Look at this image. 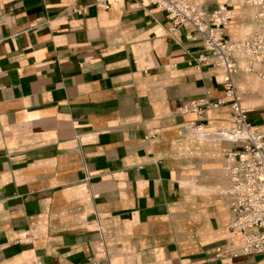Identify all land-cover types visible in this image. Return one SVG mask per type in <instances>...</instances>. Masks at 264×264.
<instances>
[{
    "label": "crops",
    "instance_id": "0c3cea01",
    "mask_svg": "<svg viewBox=\"0 0 264 264\" xmlns=\"http://www.w3.org/2000/svg\"><path fill=\"white\" fill-rule=\"evenodd\" d=\"M223 36L258 28L249 0H189ZM191 23L151 0H0V264H258L242 253L223 166L222 69ZM243 65V61H239ZM264 131V60L235 75ZM226 103L199 119L186 102Z\"/></svg>",
    "mask_w": 264,
    "mask_h": 264
},
{
    "label": "built area",
    "instance_id": "2783aa9c",
    "mask_svg": "<svg viewBox=\"0 0 264 264\" xmlns=\"http://www.w3.org/2000/svg\"><path fill=\"white\" fill-rule=\"evenodd\" d=\"M263 16L259 27L238 42L223 36L221 27L228 24L235 13L228 4L220 5L210 16L189 0H151L166 11L175 27L191 23L205 48L212 52L215 63L222 69L225 96L232 97L230 125L210 126L203 122L185 126L192 136L205 141L232 143L223 171L229 180L225 192L233 218L230 228L241 234L242 253L263 254L258 264H264V131L248 122V112L236 90L235 75L241 70L238 60H264V0H258ZM252 63L246 71L253 70ZM225 99L210 102L205 98L183 104L182 113L194 112L199 119L209 108L225 104Z\"/></svg>",
    "mask_w": 264,
    "mask_h": 264
},
{
    "label": "bare ground",
    "instance_id": "6f19581e",
    "mask_svg": "<svg viewBox=\"0 0 264 264\" xmlns=\"http://www.w3.org/2000/svg\"><path fill=\"white\" fill-rule=\"evenodd\" d=\"M252 4H254V5H256V6H258V8H259V11L257 12V14H256V19H257V21H258V27H259V25H260V21H261V16H263V13H262V10H261V7L259 6V1L258 0H249ZM255 31V30H254ZM253 31V32H254ZM252 32V33H253ZM252 33H250V34H252ZM249 34V35H250ZM248 35V36H249ZM247 36V37H248ZM246 38V37H245ZM243 40V39H242ZM238 41H240V40H238ZM238 41H234V42H238ZM243 61V65H240L239 64V61ZM261 62H263V60H260V59H253V60H250V58H241V59H239L238 60V64H239V66H240V68L241 69H244L245 71H246V69H248L249 68V64L250 63H252V66H253V68H255V66H256V64H258V63H261ZM221 80H222V75H221Z\"/></svg>",
    "mask_w": 264,
    "mask_h": 264
}]
</instances>
